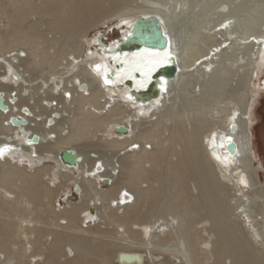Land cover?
<instances>
[{
	"label": "bare ground",
	"instance_id": "6f19581e",
	"mask_svg": "<svg viewBox=\"0 0 264 264\" xmlns=\"http://www.w3.org/2000/svg\"><path fill=\"white\" fill-rule=\"evenodd\" d=\"M261 2L251 31L247 0L0 7L8 29L0 36V264H42L43 254V264H264V164L254 129L264 96ZM31 14L51 16L61 37L46 41L37 24L26 28ZM141 16L163 23L171 49L115 50ZM114 21L112 33L80 34ZM199 39L207 49L190 54L187 43ZM171 56L178 74L162 78L160 97H133ZM222 78L242 83V94L214 107L208 126L189 130L174 111L180 88L194 85L196 94ZM13 118L27 124L15 127ZM62 195L67 207L57 210Z\"/></svg>",
	"mask_w": 264,
	"mask_h": 264
},
{
	"label": "rangeland",
	"instance_id": "374dc122",
	"mask_svg": "<svg viewBox=\"0 0 264 264\" xmlns=\"http://www.w3.org/2000/svg\"><path fill=\"white\" fill-rule=\"evenodd\" d=\"M20 0H0V7L11 10V4L13 2H17ZM34 1V0H32ZM262 5L261 0H247V6L245 8L246 11V19L247 21H249L250 26L249 29L250 31L253 29L255 30L257 25H258V21H253V12L259 8V6ZM50 19L51 16H47L44 18H41L40 16L36 15V14H31L29 17H27V19L24 22V26L26 28L31 27V24H37L36 26H38V30L39 33L43 36V38L48 41L47 39H52V38H60L61 35L57 34L56 32H54L52 30V26L50 24ZM6 17L4 16H0V36H6L8 33V29L6 27L7 23H6ZM249 23H247L246 25H248ZM106 25L104 26H99L96 29L95 28H91L89 29L87 32H85L84 30H81L82 35L87 34L90 37L96 35L99 33V31L101 32V34H105V32L107 33L108 31H110V33H112V29L117 27V21L114 22H107L105 23ZM3 25V26H2ZM5 25V26H4ZM106 26V27H105ZM51 27V28H50ZM118 29L116 30L115 34H111V37L116 38L117 36H119L118 34ZM85 35V36H87ZM88 36L86 38L82 39V42L84 43L85 41H87ZM254 37L251 38V42L254 40ZM107 42L110 39H105ZM201 40L199 39V41H197V43H187V46L189 48V53L190 54H196L197 53V49H198V53L201 51L206 50V46L203 45L202 43H198ZM40 43H45L42 39L40 41ZM189 44V45H188ZM201 47H200V46ZM35 48L33 44H28L26 48ZM71 50V48H70ZM54 51V49H52V52ZM197 53V54H198ZM70 75V74H69ZM67 75H65V77H67ZM234 80V79H233ZM194 85H190L188 87H182L180 88V91L178 92V97L177 99H175V104L174 106V111L178 112L179 115L183 116L184 121L187 124V127L189 130L192 129L193 126H201V125H209L210 123V111L213 110V108H217V107H221V108H225L227 107V105L224 103V101H228V99L230 98H237L242 89H243V84L240 83V85H235V84H230V83H224L223 78L221 79H216V81H212L211 83H207L204 85V87L202 88V91L199 92V88L196 89V94H193L192 92L194 91ZM242 92V91H241ZM200 109L202 110H206V112L202 115L200 114L198 116V114L196 113L197 111H199ZM254 109L258 115V120L255 123V131L257 134V147L259 149V153L261 155V160L263 161L264 164V96L260 98L259 103H257L254 106ZM189 117V118H188ZM204 117V118H203ZM195 118V119H194ZM203 118V119H202ZM200 120L197 123V120ZM165 122V120H163ZM202 121V122H201ZM201 122V123H200ZM207 124H206V123ZM166 124L170 125V123L165 122ZM169 132L166 131V135L168 136ZM148 149H151L152 146L151 145H147ZM153 148H156V146H153ZM260 176H261V180L264 182V173L262 171H260ZM144 188H146L147 183L143 185ZM193 190L195 192V194H197V189L195 187H193ZM67 198L65 195H62L58 198V202L56 203V209L57 210H61L64 207H67L66 201ZM68 200H70L72 203H78L80 202V199L76 200L72 195H70V197H68ZM34 234H32V239L35 238ZM52 241V236H50L48 238V242L47 245H49ZM73 255L70 254L69 258H71ZM47 260V255L43 254L40 256L39 258V262L40 263H44ZM66 257L63 256L61 257V261L65 262ZM62 262V263H64ZM35 264V260H33V263Z\"/></svg>",
	"mask_w": 264,
	"mask_h": 264
},
{
	"label": "water",
	"instance_id": "95a60500",
	"mask_svg": "<svg viewBox=\"0 0 264 264\" xmlns=\"http://www.w3.org/2000/svg\"><path fill=\"white\" fill-rule=\"evenodd\" d=\"M133 28L131 31V35H128L124 41H120L119 45L115 48L116 51L123 53L124 50L127 51H140L142 48L149 50L148 52H164L172 48V43L169 41L167 37L163 23L159 21L156 17H144L141 16L137 18L133 23ZM170 60H172V64H163L161 67H158L153 73H151L150 78L151 81L148 84V87L143 90V92H135L132 89L133 97H135L140 102H146L153 98H159V91L161 87L162 78L167 80H174L178 74V62L175 56H171ZM105 79L109 84L114 83V79L112 75L107 74ZM131 80L129 84H131ZM24 113H28L26 108L23 109ZM55 116H57L55 114ZM11 124L13 126L24 127L27 122L26 120H21L18 118H13L11 120ZM50 124H53L50 121ZM120 131L124 132L125 129L121 128ZM24 133V129H21ZM39 136H34L31 140L32 143H38ZM234 146V147H233ZM233 149L236 148V145L233 144ZM232 149V148H231ZM65 158L67 161L75 159L74 155L65 153Z\"/></svg>",
	"mask_w": 264,
	"mask_h": 264
},
{
	"label": "snow or ice",
	"instance_id": "6c2138e0",
	"mask_svg": "<svg viewBox=\"0 0 264 264\" xmlns=\"http://www.w3.org/2000/svg\"><path fill=\"white\" fill-rule=\"evenodd\" d=\"M107 82V81H106ZM6 151V149H0V155H3V152Z\"/></svg>",
	"mask_w": 264,
	"mask_h": 264
}]
</instances>
